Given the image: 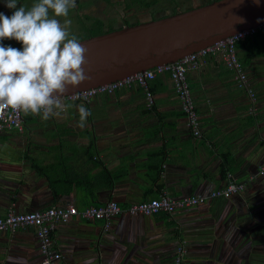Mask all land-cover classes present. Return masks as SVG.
<instances>
[{"label": "crops", "instance_id": "0c3cea01", "mask_svg": "<svg viewBox=\"0 0 264 264\" xmlns=\"http://www.w3.org/2000/svg\"><path fill=\"white\" fill-rule=\"evenodd\" d=\"M34 2L18 0L27 7ZM83 5L90 1L76 0L75 9ZM0 13L12 14L4 0ZM235 53L244 84L217 52L186 72L199 119L196 137L167 73L148 81L149 108L143 89L132 84L86 102L63 101L61 117L23 113L20 129L0 131V216L10 204L22 212L107 200L126 206L159 193H207L224 183V155L227 173L244 181L264 159V30ZM81 104L91 112L83 128ZM43 169L58 170L54 183L69 190L57 202L40 175ZM52 240L61 255L55 264H174L177 249L183 251L181 264H264V175L227 198L170 214L73 217L55 226ZM0 264H41L33 228L0 231Z\"/></svg>", "mask_w": 264, "mask_h": 264}, {"label": "built area", "instance_id": "2783aa9c", "mask_svg": "<svg viewBox=\"0 0 264 264\" xmlns=\"http://www.w3.org/2000/svg\"><path fill=\"white\" fill-rule=\"evenodd\" d=\"M259 27L264 28V23ZM255 29L239 31L174 62L154 66L110 83L74 92L62 99L86 102L96 94H110L119 87H129L132 84H137L143 89L144 104L149 108L152 104V94L147 88L146 80L152 78L155 74L167 73L190 134L194 137L199 136V119L186 80L187 70L197 69L204 62L206 56L217 52L221 55L224 65L236 71L235 78L239 84H244L245 73L240 71V64L235 53V42ZM23 113L21 110H13L10 107L0 108V131L12 128L20 129ZM262 175H264V159L258 165L256 171L248 174L244 181H237L230 173H226L223 185L207 193L186 194L176 197L159 193L155 197L138 200L126 206H120L113 200H107L99 204H88L80 208L67 203L65 205H49L41 209L22 212L17 211L10 204L0 216V231L13 232L16 229L26 227L33 228L41 252V264H55L61 256L53 248L52 240V232L58 223H65L73 217L91 221L106 220L111 216L122 213L143 216L160 212L170 214L177 210L204 204L211 199L227 198L242 191L247 183L254 181ZM182 252V249L176 250L174 264H181Z\"/></svg>", "mask_w": 264, "mask_h": 264}, {"label": "clouds", "instance_id": "9594fccd", "mask_svg": "<svg viewBox=\"0 0 264 264\" xmlns=\"http://www.w3.org/2000/svg\"><path fill=\"white\" fill-rule=\"evenodd\" d=\"M11 16L0 13V108L40 115L43 120L66 112L63 95L90 79L85 71L87 48L63 23L76 0H35L27 7L18 0H4ZM19 5V6H18ZM16 40L22 48L5 46ZM83 128L90 110L78 106Z\"/></svg>", "mask_w": 264, "mask_h": 264}, {"label": "water", "instance_id": "95a60500", "mask_svg": "<svg viewBox=\"0 0 264 264\" xmlns=\"http://www.w3.org/2000/svg\"><path fill=\"white\" fill-rule=\"evenodd\" d=\"M264 23V0H211L172 14L123 24L79 41L90 79L68 95L174 62L239 31Z\"/></svg>", "mask_w": 264, "mask_h": 264}, {"label": "trees", "instance_id": "16d2710c", "mask_svg": "<svg viewBox=\"0 0 264 264\" xmlns=\"http://www.w3.org/2000/svg\"><path fill=\"white\" fill-rule=\"evenodd\" d=\"M209 1H211V0H203L200 4L207 3ZM122 3H123L122 6L124 9H129V8L141 9V10L148 9V12L150 15L149 18H156V17L163 16L166 14H172V13H175V12H178L181 10H185V9H188L191 7V6H187L184 9H180L181 5L179 3L182 4L181 0H123ZM134 6H136L137 8H135ZM152 6H155V8ZM164 11H166V13ZM156 12H160V14L155 15ZM83 15L86 19L85 22L81 21V19L79 18L78 15L75 16V19L73 22L76 24L77 32L70 34V36L75 35L78 39H82V38H85V37H88L91 35L100 34V33L112 30L114 28L120 27V25H117L115 27L111 26V25L104 26V21L102 19H100L99 17L87 15V14H83ZM60 18H61L60 20L62 22H64L63 17H60ZM139 21L140 20L137 18H134L133 20L123 19L122 24H134V23H137ZM262 30H264V28L259 27V28L255 29L254 31H252L250 34H247L243 38L236 41L235 42V49L241 43L244 44L245 42H247V40H249L251 35L259 34V32ZM2 43L5 46H11L14 48H19L18 42L16 40L5 39ZM156 75L157 74H155L152 78L146 80L147 88L151 94L153 91V85L151 83H149L148 81L151 79H152V82L157 81L158 79H157ZM63 101L64 102H79L78 100H72L71 101L68 99H63ZM228 162H229V157L227 158V156L224 155L222 158V163H221L222 171L220 173V177L223 179L225 178L227 171L230 170V168L227 166ZM40 175L43 177L44 180L46 179L45 181L47 183L49 190L51 191V193L53 195L54 202H57L61 196L69 193L68 189L58 188L56 186V184L54 183L55 178L58 175V170H57V174H55V171L49 172V171H46V169H43L42 173H40ZM86 187L87 186H85V188L83 189V192L88 194L89 197L92 198L93 191H91L90 189H88V187L87 188ZM78 207H80V206H78Z\"/></svg>", "mask_w": 264, "mask_h": 264}, {"label": "rangeland", "instance_id": "374dc122", "mask_svg": "<svg viewBox=\"0 0 264 264\" xmlns=\"http://www.w3.org/2000/svg\"><path fill=\"white\" fill-rule=\"evenodd\" d=\"M88 1H90L89 6L83 5V7H81L78 10L75 8H72L70 9L68 16L63 17L64 21L65 20L72 21L69 26L70 34L77 32L76 24L73 22L76 15H78L81 21L83 22L86 21L83 14L96 16L104 21V26L111 25L114 27L122 24L123 19L133 20L134 18H137L139 20H146L150 17L148 9H144V10L133 9V8L124 9L122 6L123 3L121 2V0H88ZM181 1H182V4L179 3L181 5L180 9H184L187 6H196L200 4L203 0H181ZM78 3H80V1ZM134 7L137 8L136 6ZM152 7L155 8V6H152ZM164 12L166 13V11ZM159 14L160 12L155 13V15H159ZM58 19L60 20L61 18L58 17ZM61 23L63 22L61 21ZM18 45H19V48H22V45L20 42H18ZM106 95H109V94H106Z\"/></svg>", "mask_w": 264, "mask_h": 264}, {"label": "flooded vegetation", "instance_id": "af4514ba", "mask_svg": "<svg viewBox=\"0 0 264 264\" xmlns=\"http://www.w3.org/2000/svg\"><path fill=\"white\" fill-rule=\"evenodd\" d=\"M199 5V4H198ZM192 7V6H191Z\"/></svg>", "mask_w": 264, "mask_h": 264}]
</instances>
